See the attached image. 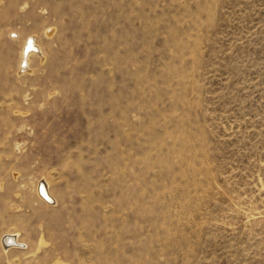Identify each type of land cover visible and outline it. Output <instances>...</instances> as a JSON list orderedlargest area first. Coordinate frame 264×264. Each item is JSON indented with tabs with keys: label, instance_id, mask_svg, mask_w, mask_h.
Instances as JSON below:
<instances>
[{
	"label": "rangeland",
	"instance_id": "374dc122",
	"mask_svg": "<svg viewBox=\"0 0 264 264\" xmlns=\"http://www.w3.org/2000/svg\"><path fill=\"white\" fill-rule=\"evenodd\" d=\"M0 264H264V0H0Z\"/></svg>",
	"mask_w": 264,
	"mask_h": 264
},
{
	"label": "bare ground",
	"instance_id": "6f19581e",
	"mask_svg": "<svg viewBox=\"0 0 264 264\" xmlns=\"http://www.w3.org/2000/svg\"><path fill=\"white\" fill-rule=\"evenodd\" d=\"M17 33V32H16ZM36 35H29L25 38L22 50H21V56H20V62H19V71L23 69L27 70L29 68L30 58L33 54H40L42 59L44 58L43 51L41 50V47L38 45L35 39ZM49 183V182H48ZM36 193L41 198V200L45 203H54L57 201L55 194L52 192L51 188H49V184H45L44 182H37L36 184ZM2 237V242L5 245H12L15 242L16 246L24 247L25 243L20 242L17 240L16 233H10L6 232Z\"/></svg>",
	"mask_w": 264,
	"mask_h": 264
}]
</instances>
